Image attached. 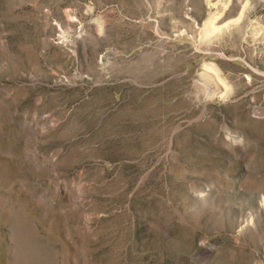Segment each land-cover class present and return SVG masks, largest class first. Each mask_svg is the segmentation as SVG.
<instances>
[{"label": "rangeland", "instance_id": "374dc122", "mask_svg": "<svg viewBox=\"0 0 264 264\" xmlns=\"http://www.w3.org/2000/svg\"><path fill=\"white\" fill-rule=\"evenodd\" d=\"M0 264H264V0H0Z\"/></svg>", "mask_w": 264, "mask_h": 264}, {"label": "bare ground", "instance_id": "6f19581e", "mask_svg": "<svg viewBox=\"0 0 264 264\" xmlns=\"http://www.w3.org/2000/svg\"><path fill=\"white\" fill-rule=\"evenodd\" d=\"M209 21H210V20H209ZM206 25H207V24H206ZM206 25H205V26H206ZM207 26H208V25H207ZM208 67H209V66H208Z\"/></svg>", "mask_w": 264, "mask_h": 264}]
</instances>
